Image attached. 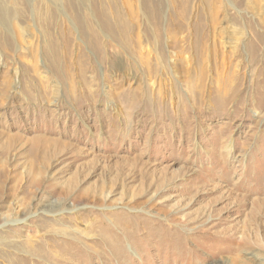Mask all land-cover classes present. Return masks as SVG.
<instances>
[{
    "label": "rangeland",
    "instance_id": "rangeland-1",
    "mask_svg": "<svg viewBox=\"0 0 264 264\" xmlns=\"http://www.w3.org/2000/svg\"><path fill=\"white\" fill-rule=\"evenodd\" d=\"M0 264H264V0H0Z\"/></svg>",
    "mask_w": 264,
    "mask_h": 264
},
{
    "label": "bare ground",
    "instance_id": "bare-ground-1",
    "mask_svg": "<svg viewBox=\"0 0 264 264\" xmlns=\"http://www.w3.org/2000/svg\"><path fill=\"white\" fill-rule=\"evenodd\" d=\"M219 82V81H218ZM220 88H222V87H220ZM46 204V203H45ZM53 204V203H52ZM52 204H49V205H47V207L46 206H44V203L41 201V202H39V204H37V207H34L33 209L35 210V211H33V212H38L39 210H41L43 207H46V210H44V212L45 213H47V214H50L52 217H54V218H56L57 216H64V212L63 211H59V207L58 206H53ZM26 208V207H25ZM27 209V208H26ZM74 207H70L69 208V211H74ZM24 211V210H23ZM29 211L30 210H27V211H25V212H21L20 213V216H19V218L21 219V216H28L29 215ZM32 212V211H31ZM18 214V213H17ZM19 215V214H18ZM42 215H43V213H42ZM31 217V216H30ZM76 217V216H75ZM18 218V219H19ZM81 218V217H80ZM43 219V218H42ZM44 220V219H43ZM81 220V219H80ZM62 221V220H61ZM73 221V220H72ZM78 221V220H77ZM14 222H19L18 220H15ZM45 222V225H44V227L45 228H49L50 229V227H52L53 229H51V231H49V233L51 232L52 234H55L56 232L58 233V234H66V235H69V234H72L74 231L73 230H71V229H69V228H65V229H62V230H56V229H54V227H53V223H52V221H44ZM38 224H41V223H38ZM53 224V225H52ZM56 228V227H55ZM48 229V230H49ZM52 230H53V232H52ZM38 231V230H37ZM40 232V231H39ZM47 234V233H46ZM117 245V244H116ZM121 246V245H120ZM35 247V245H28L27 246V248L30 250V249H32V248H34ZM240 248H241V246H239ZM115 249V248H114ZM122 249V248H121ZM109 250V249H108ZM35 253H36V251H34ZM42 253H44V251H41ZM41 255V254H40ZM47 258H53L52 257V254L50 253V252H48L47 253ZM111 257V256H110ZM254 257H256V256H254ZM256 259H257V257H256Z\"/></svg>",
    "mask_w": 264,
    "mask_h": 264
}]
</instances>
